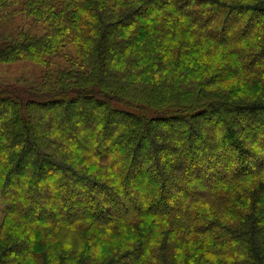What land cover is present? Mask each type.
<instances>
[{"label":"trees","instance_id":"obj_1","mask_svg":"<svg viewBox=\"0 0 264 264\" xmlns=\"http://www.w3.org/2000/svg\"><path fill=\"white\" fill-rule=\"evenodd\" d=\"M20 61L0 264H264V0H0Z\"/></svg>","mask_w":264,"mask_h":264},{"label":"rangeland","instance_id":"obj_2","mask_svg":"<svg viewBox=\"0 0 264 264\" xmlns=\"http://www.w3.org/2000/svg\"><path fill=\"white\" fill-rule=\"evenodd\" d=\"M27 19H29L28 15H17L15 20L14 18L11 20L8 19L10 21L3 20L2 28L3 29H14L18 26L22 27L24 25L25 20ZM42 71L43 70L41 66H39L38 64L32 63L30 61H20V62L12 63L11 65H5V66L0 65V87L2 88L9 87V89H16L18 91L27 90V88H30V85L37 84V82L40 80L43 74ZM201 179L203 180V182L206 181V178L204 177H202ZM61 180H63V178ZM60 185H63V182H61ZM93 187L96 189L97 186L93 185ZM169 193H170L169 194V204L173 205L175 201L177 200V196L175 195L174 190L169 191ZM103 196L106 198L104 193H103ZM16 197L20 201L23 200L22 199L23 196H19V194H17ZM123 201L125 205H129L130 203V201L126 200L125 198H123ZM104 205L107 206L109 210H112V207L110 204L108 205V203H104ZM122 207H124V205ZM39 211H41L40 208H37L35 210L36 213ZM57 212L54 211V213H57Z\"/></svg>","mask_w":264,"mask_h":264}]
</instances>
